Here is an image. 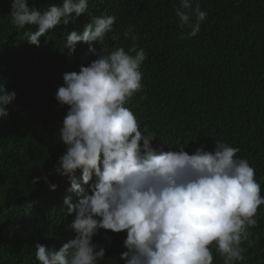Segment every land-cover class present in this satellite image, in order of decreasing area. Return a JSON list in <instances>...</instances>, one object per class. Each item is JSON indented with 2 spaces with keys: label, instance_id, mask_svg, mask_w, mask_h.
Segmentation results:
<instances>
[{
  "label": "trees",
  "instance_id": "trees-1",
  "mask_svg": "<svg viewBox=\"0 0 264 264\" xmlns=\"http://www.w3.org/2000/svg\"><path fill=\"white\" fill-rule=\"evenodd\" d=\"M206 21L191 39H181L188 29L179 27L175 9L180 0H88L89 12L68 25H57L40 46L23 37L36 26L17 29L11 23V0H0V83L15 91L0 118V264H39L36 244L58 250L75 239L70 227L66 198L73 204L80 197L67 177L54 166L66 151L59 139L68 106L55 99L64 85L65 73L79 72L99 58L104 47L79 42L74 53L64 48L68 33H82L92 18L114 16V31L106 46H132L124 32L131 26L137 45L147 58L141 65L143 89L126 105L135 114L142 133L155 138L157 151L192 155L197 148L214 151L216 141L238 147L236 155L255 169L264 196V0H197ZM63 0H28L41 11ZM115 36L116 39L111 38ZM143 142L141 141V144ZM48 177L33 184L34 177ZM97 178L83 185L91 194ZM50 185H56L51 190ZM258 226L251 229L256 243L241 264H264V205L259 206ZM126 230L113 233L100 229L93 243L105 248L100 264H125L120 259ZM246 246V245H245ZM214 264H223L212 248Z\"/></svg>",
  "mask_w": 264,
  "mask_h": 264
},
{
  "label": "clouds",
  "instance_id": "clouds-1",
  "mask_svg": "<svg viewBox=\"0 0 264 264\" xmlns=\"http://www.w3.org/2000/svg\"><path fill=\"white\" fill-rule=\"evenodd\" d=\"M89 12L88 0H63L45 10L28 6V0H11V23L17 29L36 26L23 37L40 46L57 25H68ZM179 27L188 29L181 39L195 37L207 12L197 0H180L175 9ZM116 18L93 17L82 33H68L64 48L74 53L79 42L102 46L99 58L80 71L65 73L64 85L55 99L68 110L59 130L66 151L54 166L67 177L80 197L73 204L65 199L68 215L75 213L70 227L75 239L58 250L36 244L39 264H100L105 248L93 243L100 229L120 233L126 230L120 259L125 264H214L212 248L223 264H241L256 241L252 228L258 226V208L264 205L255 169L237 157L238 147L216 141L214 151L197 148L189 155L179 151H157L155 138L142 133L128 105L144 87L141 65L147 55L137 45L138 35L130 26L125 32L132 46H106ZM115 40L116 37L111 38ZM16 99L0 83V118L9 115L7 106ZM141 141L143 142L141 144ZM82 172L83 185L97 178L91 194L75 181ZM48 177H34L33 184ZM55 190L56 185H50ZM246 245V246H245Z\"/></svg>",
  "mask_w": 264,
  "mask_h": 264
}]
</instances>
